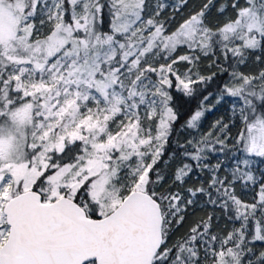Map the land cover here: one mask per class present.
Returning a JSON list of instances; mask_svg holds the SVG:
<instances>
[{"label": "snow or ice", "instance_id": "1", "mask_svg": "<svg viewBox=\"0 0 264 264\" xmlns=\"http://www.w3.org/2000/svg\"><path fill=\"white\" fill-rule=\"evenodd\" d=\"M187 4L0 0V264H264V0Z\"/></svg>", "mask_w": 264, "mask_h": 264}, {"label": "trees", "instance_id": "2", "mask_svg": "<svg viewBox=\"0 0 264 264\" xmlns=\"http://www.w3.org/2000/svg\"><path fill=\"white\" fill-rule=\"evenodd\" d=\"M164 2L167 3H176L177 0H164ZM206 0H188L187 6L183 9V12L179 15H177L176 19L179 21L182 16H186L189 12L198 9ZM172 9L169 7L168 11L170 12ZM214 11V10H213ZM215 22V21H213ZM105 30H107V23L104 25ZM209 60L208 59H203V61L199 65V71L200 73L204 75H210L213 71L216 72V76L214 79L209 82L208 85H201V89L204 92V94H207V92H212L214 95L217 94V87H223L224 83L226 82L227 78L229 77L227 73H223L220 71V69L212 67L210 68L209 66ZM230 71V70H229ZM177 96L178 100V106L180 103H183V110H184V115L181 117V122L187 118V115L189 111L194 110L197 108L199 104V99L198 98H189V97H184L180 93H175ZM218 110H214L212 113H206L205 118H202L203 121V127L199 129V131L196 133V136L198 134H203L211 130V126L214 123L215 120L220 119L221 117L225 118L226 121L230 123L231 126V135L235 136L236 133L239 131V121L238 120H228V117L230 115L231 111V104H226L224 107H217ZM224 108H228L229 112H225ZM178 127V126H177ZM186 135V134H185ZM183 139V137H178L176 134H173L171 138V142L169 145H166V151L165 155L162 158L163 160H168L169 156L172 155L173 149L175 148V142L177 139ZM169 165L174 167L175 166V160H169ZM159 167L161 169H164L165 172L170 171L169 168H167L162 162L160 163ZM203 176H197L193 175L192 179L188 182L187 186H191L193 184H197L199 181L203 180ZM205 197H200L198 204L196 205H190L187 208V214L185 217V220L182 225H180L178 228L175 229V235L173 239L178 238L182 236L190 226H192L195 222H197L201 218H206L208 214L212 213L215 216H219V210L213 209V206L210 204H206ZM214 225L218 224L219 228L224 229L225 227H230V224L226 223V220L220 216L219 220L213 221Z\"/></svg>", "mask_w": 264, "mask_h": 264}, {"label": "rangeland", "instance_id": "3", "mask_svg": "<svg viewBox=\"0 0 264 264\" xmlns=\"http://www.w3.org/2000/svg\"><path fill=\"white\" fill-rule=\"evenodd\" d=\"M167 5H169V6H171V5H173V4H175V3H167V2H165ZM171 8V7H170ZM228 80H229V77L227 78V80H226V82L224 83V84H226V83H228ZM215 95H218V93L217 94H215ZM213 103H214V100L212 101ZM233 105L231 104V107H232ZM218 107V106H217ZM201 134H198V136H197V138H199V136H200Z\"/></svg>", "mask_w": 264, "mask_h": 264}]
</instances>
